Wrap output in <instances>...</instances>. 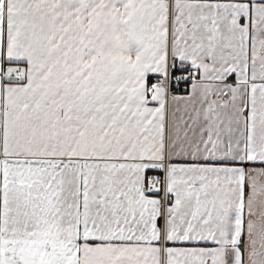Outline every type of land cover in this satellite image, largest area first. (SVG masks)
<instances>
[{
	"label": "snow or ice",
	"instance_id": "6c2138e0",
	"mask_svg": "<svg viewBox=\"0 0 264 264\" xmlns=\"http://www.w3.org/2000/svg\"><path fill=\"white\" fill-rule=\"evenodd\" d=\"M0 264H264V0H0Z\"/></svg>",
	"mask_w": 264,
	"mask_h": 264
}]
</instances>
